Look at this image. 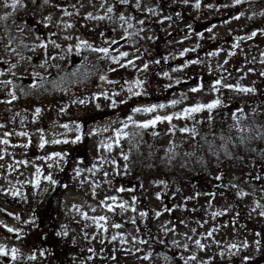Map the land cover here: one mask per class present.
<instances>
[{
  "label": "rangeland",
  "instance_id": "374dc122",
  "mask_svg": "<svg viewBox=\"0 0 264 264\" xmlns=\"http://www.w3.org/2000/svg\"><path fill=\"white\" fill-rule=\"evenodd\" d=\"M5 2L0 0V17L8 15L0 19V247L8 252L20 246L23 257H31L48 236L50 255L43 264H55L57 250L66 251L67 264L78 261L76 251L85 256L90 250L98 257L106 251L110 262L123 255L119 264H132L151 243L148 231L190 264H264V0H242L239 14H232L239 6L235 0L210 1L213 14L221 9L232 15L210 26L208 71L198 78L174 60L158 72L137 70L142 54L135 49V66L131 57L123 64L120 57L110 61L109 51H93L110 48L105 14L95 12L104 6L101 0H20L15 10ZM128 47L133 49L118 53ZM181 82L191 86L162 97ZM150 98L154 101L144 103ZM217 99L216 108L184 115L185 109ZM154 105L164 107L134 111ZM129 116L136 123L155 116L173 119L142 129ZM191 123L205 125L210 137L221 132L213 147L218 155L199 159L192 150L191 169L159 166L158 157L169 151V143L178 145L181 129ZM117 130H122L119 143ZM41 136L47 141L42 148ZM131 145L144 148L146 161L130 153ZM53 153L60 156L48 159ZM235 158L240 170L231 163ZM172 182L178 184L169 188ZM42 221L49 235L40 226L34 232L22 227ZM141 229L146 235L139 236ZM116 247L124 249L113 253Z\"/></svg>",
  "mask_w": 264,
  "mask_h": 264
},
{
  "label": "flooded vegetation",
  "instance_id": "af4514ba",
  "mask_svg": "<svg viewBox=\"0 0 264 264\" xmlns=\"http://www.w3.org/2000/svg\"><path fill=\"white\" fill-rule=\"evenodd\" d=\"M211 0H127L126 3L121 0H101L104 6H100L95 12H103L106 17V36L108 41L105 44L110 45V61H115L120 57V61L124 64L125 58H132L131 65L135 66L139 61L133 58L135 55L134 49L142 54V61H140L137 70H146L150 68L151 72L159 71L162 68L167 67L168 61H179L187 65V71L189 76L200 77L208 71L209 65V49L208 45L209 37L211 35L210 26L224 22L230 19L232 14L240 13V4L231 13H224L221 9L214 11V14L210 8ZM224 0H214L216 5H220ZM199 3V7H197ZM112 8L109 12L108 9ZM217 13H221L219 16H215ZM97 13H95V16ZM123 15L124 20L120 17ZM143 21V23H140ZM131 25V27H129ZM242 34L239 35L241 37ZM185 37V38H184ZM104 43V42H103ZM133 46V49L128 47L126 52L118 53L122 47ZM133 51V52H132ZM117 52V53H115ZM136 52V53H137ZM123 53H127V56H123ZM261 54V53H259ZM254 55V53L252 54ZM193 61H198L196 67H194ZM110 65H113L111 63ZM147 65V67H145ZM192 67L195 70H192ZM112 68V67H111ZM131 68V67H130ZM184 83H179L177 86L167 90L165 95L183 87ZM188 88V87H187ZM185 89V88H184ZM161 97V98H162ZM160 98V99H161ZM141 100H136L134 103L138 104ZM133 104V103H131ZM239 104L234 102L232 107L238 108ZM229 113L232 112L230 108ZM221 122L224 120L219 118ZM232 157H235L232 156ZM239 160V159H238ZM236 158L231 161L235 169L240 170L238 167V161ZM178 184L172 182L168 184L169 188H174ZM218 184L215 185V187ZM127 224L129 220L125 218ZM145 222V221H143ZM123 225H125L123 223ZM38 226L43 227L42 233L49 235V225L42 221L41 224L34 223L23 224L22 227L27 232H34ZM146 225H144L145 227ZM9 228V227H7ZM168 229H166L167 231ZM143 229L139 232V236L146 235L143 233ZM16 237L17 233H12ZM156 235V234H155ZM154 233L147 231L148 239L146 248H143L140 260L133 262L132 264H190L187 256L181 257L172 249L167 246L161 245V238H155ZM46 239H43L41 245L35 248L31 257L35 256V264H43L50 255L49 247H46ZM145 238V237H144ZM142 241V238H141ZM146 240L143 241V243ZM163 242H167L166 239H162ZM38 246V245H37ZM20 246H16L12 249H16V258H12V249L8 251V256L2 257L5 264H27L31 261L29 255L24 258L23 253L20 251ZM124 248L116 247L113 253H118ZM169 249V250H167ZM163 251V252H162ZM54 252V259L57 262L55 264H67L65 259H68L61 250ZM38 255H40L38 257ZM100 257L95 254V251L90 250L84 256L81 253L75 252L74 264H119L120 258H124L123 255L115 254L114 262H110L106 259V251H100L98 253ZM127 255V254H125ZM64 258V259H63ZM153 261H150L152 260ZM119 259V260H118ZM42 261V262H41ZM48 262V261H47ZM1 264V262H0ZM128 264V263H126Z\"/></svg>",
  "mask_w": 264,
  "mask_h": 264
},
{
  "label": "snow or ice",
  "instance_id": "6c2138e0",
  "mask_svg": "<svg viewBox=\"0 0 264 264\" xmlns=\"http://www.w3.org/2000/svg\"><path fill=\"white\" fill-rule=\"evenodd\" d=\"M121 2H123V3H126L127 2V0H121ZM242 2V0H235V3L236 4H240ZM5 7H11L13 10H15L18 6H20V0H11V4H8L7 3V0H6V2H5V5H4ZM197 7H199V3H197ZM108 11L109 12H111L112 11V8H109L108 9ZM241 15H243L242 13H241ZM90 18H92L91 16H90ZM96 19H103L104 17H95ZM236 19H239V16H237V17H235ZM0 19H8V15H5L4 17H0ZM120 19L121 20H124L125 19V17L123 16V15H121V17H120ZM140 23H143V21H141ZM129 27H131V25H129ZM256 35V33L255 32H253L252 33V36H255ZM249 38H251V37H249ZM81 43H83V44H87V41H82ZM90 47V46H89ZM93 51H99V52H102V53H105V54H107L108 53V51H109V49L108 48H99V49H95V48H93L92 49ZM123 56H127L128 54L127 53H123L122 54ZM198 61H193V63H197ZM145 67H147V65H145ZM165 75H167V73H165ZM261 75H264V73H261ZM101 79H105V77H101ZM137 83H139V82H137ZM221 84V81L220 80H217L216 81V85H220ZM225 87H228V88H232L233 86L232 85H224ZM214 88H215V86H214ZM198 89H192V91H197ZM218 90V89H217ZM238 90L239 91H241V92H254L255 91V89H253V88H238ZM128 91L129 92H131L132 91V89H131V87H129V89H128ZM135 94H139V93H135ZM117 95H118V93H117ZM12 98L13 99H15L16 97H15V95L13 94V96H12ZM107 98V97H106ZM81 103H83V101H81ZM175 103H177L176 101H172V104L174 105ZM221 104V101L219 100V99H217V100H214L213 102H211V103H209V104H207V105H196V106H194V107H191V108H188V109H185L184 110V115L185 116H187L189 113H195V112H200L201 110H203L204 108H207L208 110H211V109H213V108H216L217 106H219ZM98 106V105H97ZM113 107H115V101H113ZM157 107H164V105H159V106H152V107H149V108H144V109H140V108H137V109H134V111H136V112H141V111H143V112H145V113H151V112H154L155 110H156V108ZM41 110L39 109V108H37L36 109V113L37 114H39V112H40ZM176 118H180V116L178 115ZM128 121H130V122H132V123H134V124H136V126L138 127V128H142V129H148L149 127H154L158 122H161V121H168L169 123L172 121V119H173V116H164V117H160V116H155L153 119H151V120H147V121H143V122H140V123H136L134 120H133V117L132 116H129L128 118ZM0 127H3V125H0ZM64 127H68L67 125H64ZM125 127H127V124H125ZM42 131V130H41ZM181 131H183V132H188L189 131V129H187V128H184V129H181ZM194 131V130H193ZM5 135H8L7 133L5 134ZM19 135H26V133H23V132H21V133H19ZM121 135H122V130H117L116 131V138H117V140H116V142L117 143H119V139H120V137H121ZM123 135H125V136H127V133H123ZM80 139V137H77V140H79ZM3 143H7L8 141L7 140H4V141H2ZM68 141H64V143H67ZM45 143H47V141H45L44 140V138H43V136H41V144H40V147L42 148L43 146H44V144ZM53 143H60V141H53ZM111 147V145H109V148ZM58 156H60V153H53L52 154V156H50V157H48V159H53L54 157H58ZM124 159L125 160H127L128 159V157L125 155L124 156ZM39 173H40V169L38 168L37 169V174L39 175ZM80 173H79V170H77V175H79ZM45 179H47L51 184H53V185H55L56 183H57V181L56 180H54L53 178H52V176L51 175H48L47 177H45ZM217 179H219V177H217ZM39 183V180H37V184ZM65 187H67V185H65ZM120 191H124V189L123 188H121L120 189ZM110 199H112V200H116V197H111ZM120 207L121 208H123L124 206L123 205H120ZM111 210V209H110ZM133 211H135V209L133 208ZM146 215V213H141V216H145ZM260 215H262V216H264V212H261L260 213ZM85 218H87L86 217V215H85ZM100 219L101 220H103L104 219V217H100ZM114 227H116V228H119L120 227V225L119 224H116V225H113ZM9 232H13V231H15L14 229H12V228H8L7 229ZM57 235H61V233H57ZM63 235H67V233L65 232V233H63ZM208 235H211V233H209ZM113 239H115V237H113ZM141 243H143V241H141ZM198 245H200V241H197L196 242ZM201 247H203V245H200ZM247 245H245V247H246ZM232 248H236L237 246L236 245H232L231 246ZM16 249H12V258L13 259H15L16 258ZM8 253L2 248V247H0V255H7ZM29 259H35V256H32V257H29ZM191 259H195V257L193 256V257H191ZM247 259V258H246Z\"/></svg>",
  "mask_w": 264,
  "mask_h": 264
},
{
  "label": "trees",
  "instance_id": "16d2710c",
  "mask_svg": "<svg viewBox=\"0 0 264 264\" xmlns=\"http://www.w3.org/2000/svg\"><path fill=\"white\" fill-rule=\"evenodd\" d=\"M216 124L220 125L218 122ZM204 128H206L205 125H203L202 127V124L200 125V123L198 125L194 123L189 124L187 126V129H189V131L188 132L182 131V134L181 133L179 134V139H177L178 145L175 147L172 143H169L168 144L169 146L167 148L169 149V151L167 152L165 151L162 154V157H158V160L159 158H161L159 166L174 165V166H177L179 169L183 167L187 169L188 167L190 168L192 166H195V163L193 162L194 158H192V157H195V155L190 154V151L192 150L197 151L198 155L196 157L199 159L201 157H205V153L211 154L210 152H212L213 156L218 155V153H215L213 151V147L217 144L218 139L222 138V136L220 137L221 132L219 133V135L213 132L211 133L212 137H210V134L208 132H205ZM222 130H223V127H222ZM224 135H226L225 132H224ZM122 141L124 143V140ZM156 144H157L156 142L153 143V148L156 146ZM125 148L128 150L129 146L126 144ZM130 149H132L130 153H133V154L139 153L138 156L142 157L140 160L146 161L144 156L140 154V152L143 151L144 148H141L138 146L135 148L134 145H131ZM158 160H156L154 166L159 164L157 163ZM159 166H156V168ZM190 169L185 170V172L190 171ZM185 172H183L182 174H184ZM178 173L181 174L180 171H178Z\"/></svg>",
  "mask_w": 264,
  "mask_h": 264
},
{
  "label": "water",
  "instance_id": "95a60500",
  "mask_svg": "<svg viewBox=\"0 0 264 264\" xmlns=\"http://www.w3.org/2000/svg\"><path fill=\"white\" fill-rule=\"evenodd\" d=\"M183 87H185V86H191V84L190 83H188V84H184V85H182ZM154 100L153 99H145L144 100V103H151V102H153Z\"/></svg>",
  "mask_w": 264,
  "mask_h": 264
}]
</instances>
